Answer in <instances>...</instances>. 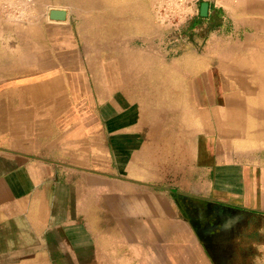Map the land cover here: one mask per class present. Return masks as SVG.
I'll return each instance as SVG.
<instances>
[{"label": "crops", "instance_id": "0c3cea01", "mask_svg": "<svg viewBox=\"0 0 264 264\" xmlns=\"http://www.w3.org/2000/svg\"><path fill=\"white\" fill-rule=\"evenodd\" d=\"M238 10L169 62L123 47L96 87L63 31L25 92L0 88V264H264V0Z\"/></svg>", "mask_w": 264, "mask_h": 264}, {"label": "rangeland", "instance_id": "374dc122", "mask_svg": "<svg viewBox=\"0 0 264 264\" xmlns=\"http://www.w3.org/2000/svg\"><path fill=\"white\" fill-rule=\"evenodd\" d=\"M202 2L209 3L216 14L212 22L199 15ZM245 2L249 3V0H185L181 7L187 10V16L175 29L158 17L155 0H0V88L14 90L17 83L18 94L20 90L25 92L30 86L27 82H31L37 72V65L48 54L54 58L55 53L62 52L64 44L58 38L63 31L67 46L77 49L90 84L96 87L105 82L101 74L105 73L106 67L118 70L117 64H111L112 58L120 56L123 47L128 46L135 57L154 52L169 62V47L202 39L227 40V34H215L208 28H217V22H222V28H233V18L243 16L239 10L233 12L231 9H239ZM54 8L66 10L67 19L50 20L48 12ZM247 25L252 24L249 21ZM57 28L67 29L59 31ZM149 77L139 83L130 81V88H144L146 92L155 94L160 84L162 87L169 84L166 80L159 81L156 75ZM10 81L12 86H9ZM73 82L77 83L75 77ZM113 83L114 88L121 90L126 85L120 79ZM5 99L8 107L12 104L18 111L24 107L25 100H29L28 97L14 95ZM145 108L147 115L157 110L159 113L160 103H154L153 97L147 94ZM8 120V116L0 117V131H4Z\"/></svg>", "mask_w": 264, "mask_h": 264}, {"label": "built area", "instance_id": "2783aa9c", "mask_svg": "<svg viewBox=\"0 0 264 264\" xmlns=\"http://www.w3.org/2000/svg\"><path fill=\"white\" fill-rule=\"evenodd\" d=\"M183 2L185 0H155L156 13L163 22L176 29L187 16V10L181 7Z\"/></svg>", "mask_w": 264, "mask_h": 264}, {"label": "water", "instance_id": "95a60500", "mask_svg": "<svg viewBox=\"0 0 264 264\" xmlns=\"http://www.w3.org/2000/svg\"><path fill=\"white\" fill-rule=\"evenodd\" d=\"M208 11V3L202 2L199 8V15L206 17ZM48 18L53 21H65L67 19V12L64 9H50L48 12Z\"/></svg>", "mask_w": 264, "mask_h": 264}, {"label": "bare ground", "instance_id": "6f19581e", "mask_svg": "<svg viewBox=\"0 0 264 264\" xmlns=\"http://www.w3.org/2000/svg\"><path fill=\"white\" fill-rule=\"evenodd\" d=\"M61 23H62V22H61ZM247 23H249V21H247ZM249 41H250V40H249ZM252 61H253V60H252ZM137 67H138V66H137ZM136 71H137V70H136ZM138 83H139V82H138ZM155 83H156V82H155ZM156 87H157V86H156ZM156 87H155V88H156ZM166 87H168V86H166ZM146 91H147V90H146ZM104 110H105V109H104Z\"/></svg>", "mask_w": 264, "mask_h": 264}]
</instances>
